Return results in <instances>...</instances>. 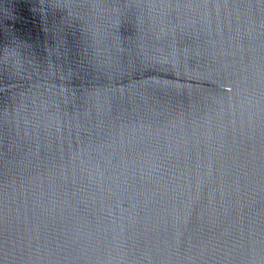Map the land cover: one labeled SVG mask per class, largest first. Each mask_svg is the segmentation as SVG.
I'll return each instance as SVG.
<instances>
[{
    "label": "water",
    "instance_id": "1",
    "mask_svg": "<svg viewBox=\"0 0 264 264\" xmlns=\"http://www.w3.org/2000/svg\"><path fill=\"white\" fill-rule=\"evenodd\" d=\"M0 264H264V0H0Z\"/></svg>",
    "mask_w": 264,
    "mask_h": 264
}]
</instances>
